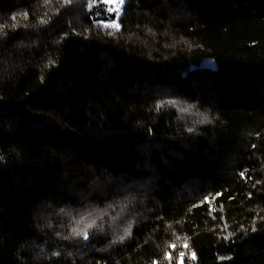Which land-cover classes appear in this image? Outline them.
I'll return each mask as SVG.
<instances>
[{"label": "trees", "instance_id": "16d2710c", "mask_svg": "<svg viewBox=\"0 0 264 264\" xmlns=\"http://www.w3.org/2000/svg\"><path fill=\"white\" fill-rule=\"evenodd\" d=\"M90 1L0 0V264H264V0Z\"/></svg>", "mask_w": 264, "mask_h": 264}, {"label": "rangeland", "instance_id": "374dc122", "mask_svg": "<svg viewBox=\"0 0 264 264\" xmlns=\"http://www.w3.org/2000/svg\"><path fill=\"white\" fill-rule=\"evenodd\" d=\"M126 1L127 0H125V3H126ZM98 2H104V0H91L89 2L88 6L92 7L94 4H96ZM125 3L123 5H120L119 4V0H113L112 3L108 4L110 6V10L113 13V15L110 18L101 19V20H99V22L101 24L105 25V26H108V27H111L112 24L118 23L120 25V27H121L120 19H121L122 15H123V12H124ZM207 61L212 63V64H214V61L211 60V59H209Z\"/></svg>", "mask_w": 264, "mask_h": 264}, {"label": "snow or ice", "instance_id": "6c2138e0", "mask_svg": "<svg viewBox=\"0 0 264 264\" xmlns=\"http://www.w3.org/2000/svg\"><path fill=\"white\" fill-rule=\"evenodd\" d=\"M68 2H70V0H68ZM104 2H105L106 4H110V3L113 2V0H104ZM124 3H125V0H119V4H120V5H123ZM13 19H15V18H13ZM111 27L116 28V29H119L120 25H119L118 23H115V24H112ZM89 226H90V225H89ZM83 236H84L85 239L88 238V234H87L86 231L83 233Z\"/></svg>", "mask_w": 264, "mask_h": 264}]
</instances>
